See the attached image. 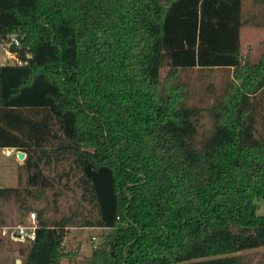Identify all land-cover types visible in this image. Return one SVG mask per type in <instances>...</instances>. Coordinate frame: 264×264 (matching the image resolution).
I'll return each mask as SVG.
<instances>
[{
	"label": "trees",
	"instance_id": "16d2710c",
	"mask_svg": "<svg viewBox=\"0 0 264 264\" xmlns=\"http://www.w3.org/2000/svg\"><path fill=\"white\" fill-rule=\"evenodd\" d=\"M257 3L263 21L244 0H0V45L16 35L26 62L0 65V150L26 155L27 184L0 207L51 186L53 163L80 191L59 220L37 212L21 264H77L73 227L104 231L81 264H264L241 254L264 248V51L240 40L264 28ZM213 69L230 79L193 105L184 73Z\"/></svg>",
	"mask_w": 264,
	"mask_h": 264
},
{
	"label": "rangeland",
	"instance_id": "374dc122",
	"mask_svg": "<svg viewBox=\"0 0 264 264\" xmlns=\"http://www.w3.org/2000/svg\"><path fill=\"white\" fill-rule=\"evenodd\" d=\"M257 2L259 0H244V11L246 19L249 17H259L263 21L261 11L263 8ZM258 20V18H257ZM241 54L243 56L250 53L252 63H257L259 57L264 51V28H257L246 25L240 32ZM4 43L1 45L3 46ZM0 46V64L5 62V55ZM230 70L213 69V70H189L183 75V79L191 86L192 104L201 107H209L213 101L221 93L225 83L229 80ZM258 103L260 107V115L264 113V90L258 95ZM209 126V118L207 115L202 120V127ZM11 154V152H10ZM14 154L5 156L0 151V188L19 187L23 190L26 187V173L20 168L19 163ZM66 162L53 163L49 167H44V174L50 179L51 186L40 190L33 188V196L21 193V204L10 201L2 204L0 209V217L5 221V226H21L27 225L32 221L38 222L37 212L43 211L44 219L59 220L61 217L70 214L76 207V202L80 200V191L74 184V179L67 182L65 179L59 181V176L66 169ZM20 177V180L18 178ZM41 192V194H40ZM30 208V210H29ZM34 214L35 219L31 220L30 214ZM257 215L264 216V199L258 202ZM104 231L93 228L73 227L68 229L66 238L64 239V249L67 252L77 253V264L90 255L92 249L99 245L101 236ZM95 237L96 241L92 240ZM2 239V240H1ZM0 264H14L13 259L17 257L19 247L26 249L27 242H19L12 238H0ZM264 248L243 252L244 256L252 259L253 263L260 260L261 253ZM19 256V255H18ZM62 264H68L63 261Z\"/></svg>",
	"mask_w": 264,
	"mask_h": 264
},
{
	"label": "built area",
	"instance_id": "2783aa9c",
	"mask_svg": "<svg viewBox=\"0 0 264 264\" xmlns=\"http://www.w3.org/2000/svg\"><path fill=\"white\" fill-rule=\"evenodd\" d=\"M19 45H20L19 40L16 35L8 37L4 45L1 46L3 49V54L5 55V62L1 63V65L11 64V65L22 66L26 64V62L20 60L16 56V52L12 50L13 48H18ZM6 155H9V152H6ZM30 218L31 220L35 219L34 214L31 213ZM36 230H37V224L35 221L34 222L32 221L27 225H21L15 227L4 226V227H0V238L8 237L19 242H31L35 239ZM92 240L96 241L95 237H92ZM17 264H21V262L18 260Z\"/></svg>",
	"mask_w": 264,
	"mask_h": 264
},
{
	"label": "crops",
	"instance_id": "0c3cea01",
	"mask_svg": "<svg viewBox=\"0 0 264 264\" xmlns=\"http://www.w3.org/2000/svg\"><path fill=\"white\" fill-rule=\"evenodd\" d=\"M1 46V45H0ZM1 65V64H0ZM0 151H2L3 152V154L5 155V156H10L11 154H14L13 153V150H0ZM6 152H9V155H6ZM10 152H11V154H10ZM25 157H26V155H25ZM25 157H24V159H25ZM24 161V160H23ZM23 164V162L22 163H19V166H21ZM2 240V239H1ZM3 244V242L2 243H0V245H2ZM20 261V262H22V257H20V256H18L17 255V257L16 258H14L13 259V263H17V261Z\"/></svg>",
	"mask_w": 264,
	"mask_h": 264
},
{
	"label": "water",
	"instance_id": "95a60500",
	"mask_svg": "<svg viewBox=\"0 0 264 264\" xmlns=\"http://www.w3.org/2000/svg\"><path fill=\"white\" fill-rule=\"evenodd\" d=\"M1 38H2V36H0V42H1ZM13 153L17 157L18 160H20V161L24 160L25 154L23 152H20V151H17V150H13ZM17 263H18V261H17Z\"/></svg>",
	"mask_w": 264,
	"mask_h": 264
}]
</instances>
